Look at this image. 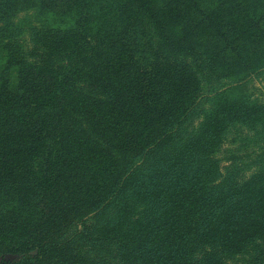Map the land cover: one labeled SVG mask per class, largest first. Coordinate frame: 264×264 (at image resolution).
<instances>
[{
  "label": "trees",
  "instance_id": "trees-1",
  "mask_svg": "<svg viewBox=\"0 0 264 264\" xmlns=\"http://www.w3.org/2000/svg\"><path fill=\"white\" fill-rule=\"evenodd\" d=\"M27 9L33 50L0 56V256L263 264L264 167L217 154L264 0H0V23Z\"/></svg>",
  "mask_w": 264,
  "mask_h": 264
},
{
  "label": "rangeland",
  "instance_id": "rangeland-1",
  "mask_svg": "<svg viewBox=\"0 0 264 264\" xmlns=\"http://www.w3.org/2000/svg\"><path fill=\"white\" fill-rule=\"evenodd\" d=\"M0 18L9 20L3 15V12H0ZM10 20L0 23V56H4V53L6 54L14 43L22 44V48L25 50H33V37L28 29L41 28L43 26L41 16L36 10L27 9L21 10ZM233 50L234 48H229L230 53H233L231 52ZM261 65L257 66L254 63L248 71L241 74L244 77H237L244 79L240 85L231 89L234 95L233 99L237 103L238 121L227 132L223 146L217 154L223 173H226L232 166L240 169L242 176L250 178L262 166L264 167V66ZM4 69L2 59H0V83ZM204 96L200 99H203ZM202 103L205 104L204 100ZM16 250L14 253L2 254L0 264H23L27 256H35L38 253L37 248L31 251ZM228 264L260 263L250 261L248 258L247 262L238 259L228 260Z\"/></svg>",
  "mask_w": 264,
  "mask_h": 264
}]
</instances>
